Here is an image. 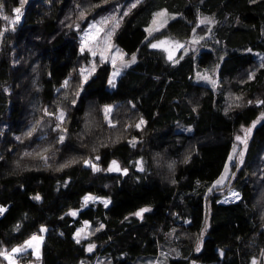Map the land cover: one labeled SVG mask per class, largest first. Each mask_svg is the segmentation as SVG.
I'll return each instance as SVG.
<instances>
[{"label":"trees","instance_id":"trees-1","mask_svg":"<svg viewBox=\"0 0 264 264\" xmlns=\"http://www.w3.org/2000/svg\"><path fill=\"white\" fill-rule=\"evenodd\" d=\"M119 7L113 43L136 61L111 85V62L95 56L85 79L80 32ZM165 36L185 42L171 60L151 46ZM262 65L264 0H0V252L45 227L41 256L15 264H262ZM258 119L226 182L241 197L222 202L212 186ZM112 159L128 172L106 174ZM88 194L107 207L85 206ZM85 221L92 235L77 243Z\"/></svg>","mask_w":264,"mask_h":264},{"label":"rangeland","instance_id":"rangeland-1","mask_svg":"<svg viewBox=\"0 0 264 264\" xmlns=\"http://www.w3.org/2000/svg\"><path fill=\"white\" fill-rule=\"evenodd\" d=\"M119 9H120V7L118 9L110 10L108 12H104V13L99 14V16L94 18V20H92L88 24L87 27H85L81 30L80 36H81L82 44H83L82 45L83 51H85L87 54H89L88 56H89V61H90L89 64H86L85 68H82V70H81L82 74H83V78L89 76L91 74V72L93 71L95 56L99 57L102 61L111 62V64H112V73H111V77H110V81H112L111 85L114 84V81L121 74V72L130 64L129 62L131 59L125 60V58L123 57L120 50L113 43V39H112L113 33H114L113 28L115 29V27H116L115 25L118 21L117 16H119ZM162 11L165 12L166 15L162 16V17H158V16H156L157 13L155 14V16L152 20L151 26L149 28L151 31L159 28V26L163 25V23H165L168 20L169 15L167 14V12L165 10H162ZM162 11H159V12H162ZM113 16L116 17V20L109 19L108 23H106V24L101 23V21H103L105 18H111ZM154 20H155V23H153ZM91 25H96V28H92ZM97 29H99V31H97ZM109 32L111 33L110 35H108ZM86 34H87V36H86ZM161 41H164L166 43L162 44L160 47H157V48L162 49L168 57H169V54L171 53L172 58L177 57L180 50L182 49V47H176L177 44L183 45V47L185 46V42L179 41V40L167 37V36L159 38L153 44H160ZM93 52H95V55H93ZM125 64H127V66H125ZM117 72H118V75L114 76V73H117ZM106 109H110V111L106 112ZM112 109H113L112 105L106 106L104 108L106 119L109 122H111ZM263 117H264V115H263ZM259 120L260 119L255 121L251 126L243 128L241 132H239L235 135V144H234V148L232 150L231 156H230V157H232V159L228 161L223 174L220 176V178L217 181L221 180L222 177H223V180L219 184H217V181H216L212 186V188L216 187V189H219V188L224 189L223 190L224 194L220 199V201H222V202L237 201L241 197L240 193L235 188L226 187V182H227L229 175L231 173V165L233 164V162H236L240 152H243V155H244L246 147H247V142H246V144L241 143L240 141H238L236 139V137L240 136L243 139L245 136V130L250 128L251 132H250V134L247 135V139H248L250 137L254 127L259 122ZM234 150H235V154H234ZM226 169H227V171H226ZM233 193L238 194L239 198L237 199L236 197H234ZM87 196H92L95 198L93 201H89L87 203V205H89L90 203H93V202L95 203L97 201H102V202L108 201V203H109V199L105 198V197L97 196L94 194H88L85 197H87ZM72 212H76L78 214V210H72L71 213ZM86 223H87V227L85 228ZM42 228L45 229V231H43V232L40 231L39 233L31 236V237H33V236L42 237V239L39 241L33 242V247L26 249V250H32L33 254L36 257H40L42 254V245H43V241H44V237H45V233H46V228L45 227H42ZM80 229H85L84 233L81 234L80 240H82V241L87 240V238H89L92 235L91 223L89 221H85L83 223V225L78 228V230H80ZM85 235H86V238H85ZM31 237L26 239L21 245L17 246L16 248L21 247V246H25L26 242L29 241L31 239ZM89 245H94V247L92 248V251L96 247V245L93 241H89L87 243V249H88ZM170 253H172L174 256L177 255L175 253V251H171ZM33 264H36V263H33ZM79 264H96V263L92 262V261H89V262L83 261V262H80ZM159 264H165V260L160 259ZM191 264H202V263L197 262V261H192ZM262 264H264V254L262 257Z\"/></svg>","mask_w":264,"mask_h":264},{"label":"snow or ice","instance_id":"snow-or-ice-1","mask_svg":"<svg viewBox=\"0 0 264 264\" xmlns=\"http://www.w3.org/2000/svg\"><path fill=\"white\" fill-rule=\"evenodd\" d=\"M135 6H136L135 4L132 5V7H135ZM14 11H15V13H16L17 15L15 16L14 20L11 21L13 24L16 23L17 21H19V19H20L21 8H20V7H17L16 9H14ZM81 15H83V13H82ZM124 15H127V13L125 12ZM165 15H166V13L163 12V11H162V12H159V13L156 14V16H158V17H162V16H165ZM4 19L7 20V19H9V18H8V17H4ZM109 19H111V20H116V17L113 16V17H111V18H105L103 21H101V23L106 24V23H108ZM153 23H155V20L153 21ZM200 23H201V24H211V23H212V20H211L210 18H208V17H205V18H203V19L200 21ZM115 26L118 27V21H117V23H116ZM91 27H92V28H96V25H91ZM114 30H115V29L113 28V31H114ZM97 31H99V29H97ZM148 31H150V30H148ZM209 31H210V29H209ZM110 34H111V33L109 32L108 35H110ZM86 36H87V34H86ZM192 42H193V43H198L199 41L194 39ZM164 43H166V42L161 41L160 44H152L151 46H152L153 48H156V47H160V46H161L162 44H164ZM176 47H183V45H179V44H177ZM81 51H83V46H82V48H81ZM93 55H95V52H93ZM168 58H169L170 60L172 59V55H171V53L169 54V57H168ZM113 59H114V58H113ZM135 61H136V57H135V55H133V56L131 57V60H130L129 63H135ZM125 66H127V64H125ZM262 66H264V65H262ZM115 75H118V72H117V73H114V76H115ZM85 79H86V77H85ZM202 79L207 80L208 77H207V76H204V77H202ZM110 83H112V81H110ZM65 84H67V81L65 82ZM213 86H215L214 82H213ZM237 99H240V98L237 97ZM249 103H252V102L249 101ZM257 103H258V104H261V105H264V101H257ZM107 111H110V109H106V112H107ZM63 117H64V113H63V112H60L58 119H60V120L62 121V120H63ZM140 123L142 124V123H143V120H141ZM139 126H140V125L138 124L137 127H139ZM250 132H251V129H250V128H249V129H246V130H245V136H244V138L242 139L240 136H237L236 139H237L238 141H240L241 143L246 144V142H247V135L250 134ZM28 135H31V132H29ZM63 140H64V137L61 136V137H60V141L63 142ZM234 154H235V150H234ZM42 158L45 159V160H47V157H42ZM238 158H239L240 161L242 162L243 152H240V153H239ZM96 159H99V157H97ZM231 159H232V157H229V160H231ZM84 163H85V165H87V166H91V167L93 168L94 171H99V168H97L96 165L93 164L91 161L86 160ZM108 171H116V172H120V171H121V168H120V166L118 165V163L114 160V161H112L111 166L109 167ZM123 171H124L125 174L127 173V170H126V169H124ZM226 171H227V169H226ZM222 180H223V177L221 178V180L217 181V184L221 183ZM233 196L236 197L237 199L239 198V197H238V194H236V193H233ZM34 199L39 200L40 197H39V196H36V197H34ZM94 199H95V198L92 197V196H87V197H85V198H84V204H85V206L87 205V203H88L89 201H93ZM104 204H105V207H107L108 201H104ZM3 211H4V209H3V208H0V213H2ZM147 211H149L148 208H143V209L137 211V212L135 213V215H136V216H142L143 213H145V212H147ZM76 214H77L76 212H72V213H71V215H73V216H75ZM86 227H87V223L85 224V228H86ZM100 227L102 228L103 225H101ZM43 231H45V229L42 228V229H41V232H43ZM84 231H85V229H80V230L77 231V233H76V237H77L76 242H77V243L80 242L81 234L84 233ZM85 238H86V235H85ZM41 239H42V237L33 236V237H31V239H30L29 241L26 242L25 246H21V247H18V248H14V249H12L11 251H12L13 254H14V253H21V252H24V251H26L27 248L33 247V242L39 241V240H41ZM93 247H94V245H89V247H88V251H92V248H93ZM0 255H4L6 259H9V260H10L11 264H15V262L11 259V254H7L6 252H0ZM253 264H256V262L253 261Z\"/></svg>","mask_w":264,"mask_h":264},{"label":"water","instance_id":"water-1","mask_svg":"<svg viewBox=\"0 0 264 264\" xmlns=\"http://www.w3.org/2000/svg\"><path fill=\"white\" fill-rule=\"evenodd\" d=\"M114 160H115V161L118 163V165L120 166V168H121V171H120V172H116V171H108L109 167L111 166L112 161H114ZM124 169H125V168L122 167L121 163H120L117 159H112V160L110 161L109 165L107 166V168H106V170H105V173H106V174H119V173H123V174H125L124 171H123ZM126 170H127V172H128V169H126Z\"/></svg>","mask_w":264,"mask_h":264},{"label":"built area","instance_id":"built-area-1","mask_svg":"<svg viewBox=\"0 0 264 264\" xmlns=\"http://www.w3.org/2000/svg\"><path fill=\"white\" fill-rule=\"evenodd\" d=\"M11 259H12L13 261H16V260H18L19 258H18V255L13 254V255L11 256Z\"/></svg>","mask_w":264,"mask_h":264}]
</instances>
